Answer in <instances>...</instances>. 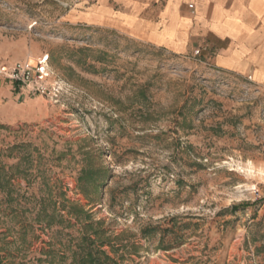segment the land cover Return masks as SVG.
Listing matches in <instances>:
<instances>
[{
	"label": "rangeland",
	"instance_id": "obj_1",
	"mask_svg": "<svg viewBox=\"0 0 264 264\" xmlns=\"http://www.w3.org/2000/svg\"><path fill=\"white\" fill-rule=\"evenodd\" d=\"M68 1L0 0V68L51 72L0 73L3 263L264 264L263 83Z\"/></svg>",
	"mask_w": 264,
	"mask_h": 264
},
{
	"label": "crops",
	"instance_id": "obj_2",
	"mask_svg": "<svg viewBox=\"0 0 264 264\" xmlns=\"http://www.w3.org/2000/svg\"><path fill=\"white\" fill-rule=\"evenodd\" d=\"M73 22L120 29L183 53L203 46L213 64L264 80V0H69ZM189 4L194 7L190 8Z\"/></svg>",
	"mask_w": 264,
	"mask_h": 264
},
{
	"label": "built area",
	"instance_id": "obj_3",
	"mask_svg": "<svg viewBox=\"0 0 264 264\" xmlns=\"http://www.w3.org/2000/svg\"><path fill=\"white\" fill-rule=\"evenodd\" d=\"M189 7L193 8L194 5L190 4ZM48 59L49 56L46 54L39 59L36 65L18 62L10 68L2 66L0 73L18 82L31 85L41 93H46L50 88L49 84L46 83V79L51 77V72L48 68ZM249 79L253 80L251 75ZM262 83L264 85V80Z\"/></svg>",
	"mask_w": 264,
	"mask_h": 264
},
{
	"label": "trees",
	"instance_id": "obj_4",
	"mask_svg": "<svg viewBox=\"0 0 264 264\" xmlns=\"http://www.w3.org/2000/svg\"><path fill=\"white\" fill-rule=\"evenodd\" d=\"M80 180L82 181L83 178L80 179ZM92 180H94L96 186L98 187L99 184H103L104 183L105 178L104 177H101V178L96 177L95 178L94 175H91L90 177L87 178L86 182L92 181ZM5 233L6 232L1 233L0 236L2 237V235H5ZM85 239L88 240L90 242V244H93L95 242L91 237H86ZM1 240H2V242L0 243V245H1V247L5 248L4 246H2V243L4 242V245H8L9 241H7L5 238H1ZM3 258L4 257L0 255V264H4L3 263ZM82 262H83L82 264H104L103 261L100 258L94 256V254L92 252V249H89V250L86 251V254L82 257Z\"/></svg>",
	"mask_w": 264,
	"mask_h": 264
}]
</instances>
